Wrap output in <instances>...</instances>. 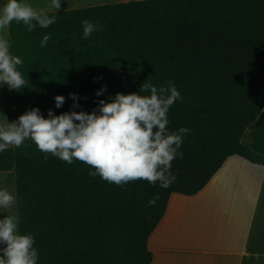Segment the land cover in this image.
Returning <instances> with one entry per match:
<instances>
[{
    "label": "trees",
    "instance_id": "obj_1",
    "mask_svg": "<svg viewBox=\"0 0 264 264\" xmlns=\"http://www.w3.org/2000/svg\"><path fill=\"white\" fill-rule=\"evenodd\" d=\"M48 14L57 17L48 28L28 31L13 21L7 29L29 81L10 91L11 121L35 107L45 118L49 109L90 113L118 92L172 81L181 99L167 113V128L191 132L167 189L92 177L94 168L69 165L30 139L0 152V172L14 173L19 232L33 235L37 264H151L149 239L174 196L197 195L231 156L264 167V156L241 142L264 107V0H141ZM83 20L98 28L88 39ZM45 35L51 38L42 48ZM70 93L80 107H71ZM57 95L65 97L60 108Z\"/></svg>",
    "mask_w": 264,
    "mask_h": 264
},
{
    "label": "clouds",
    "instance_id": "obj_2",
    "mask_svg": "<svg viewBox=\"0 0 264 264\" xmlns=\"http://www.w3.org/2000/svg\"><path fill=\"white\" fill-rule=\"evenodd\" d=\"M62 0H51L48 8L56 12L61 9ZM57 17L44 9L37 10L22 0H6L0 7V32L8 29L13 21L23 23L28 31L37 25L48 28L56 23ZM83 38L88 39L98 28L89 20L82 21ZM50 35L40 41V47H47ZM23 60L10 52L9 40L0 35V87L7 86L12 91L27 87L17 66ZM99 79V78H97ZM159 89L150 83H143L139 93L150 95L116 93L114 98L99 100L92 112L68 111L59 115L48 110L45 118L38 107L25 111L18 119L9 122L7 117L0 121V152L10 147H21L25 140H31L37 149L51 154L71 165L80 161L95 171L90 176L116 185L144 180L163 189L169 188L176 176L172 173V161L183 158L179 151L183 136L191 129L181 127L170 132L167 113L171 106L181 99L180 92L172 81ZM107 91L102 86L99 97ZM71 107L78 108L80 97L75 93ZM55 107L65 103V97L55 96ZM83 99H87L84 97ZM48 156L45 155V160ZM149 201L150 205L155 200ZM17 199L7 189H0V213L16 205ZM16 214H6L0 219V264H37L39 252L34 247L31 233L21 234Z\"/></svg>",
    "mask_w": 264,
    "mask_h": 264
},
{
    "label": "rangeland",
    "instance_id": "obj_3",
    "mask_svg": "<svg viewBox=\"0 0 264 264\" xmlns=\"http://www.w3.org/2000/svg\"><path fill=\"white\" fill-rule=\"evenodd\" d=\"M113 1L62 0L58 12L111 5ZM22 2L37 10L56 12L47 7L51 0ZM4 3L6 0H0V7ZM0 35L8 39L7 30ZM4 116L11 122L10 90L6 85L0 87V121ZM237 177V173L225 171L220 181L198 196L181 201L182 211L169 215L172 223L158 237L159 252L154 264H244L243 258L234 253H246V264H264V259L253 257L264 255V216L254 218L247 212L245 191ZM0 189H7L15 196L13 171L0 172ZM6 214H16L15 205L0 213V219Z\"/></svg>",
    "mask_w": 264,
    "mask_h": 264
},
{
    "label": "crops",
    "instance_id": "obj_4",
    "mask_svg": "<svg viewBox=\"0 0 264 264\" xmlns=\"http://www.w3.org/2000/svg\"><path fill=\"white\" fill-rule=\"evenodd\" d=\"M133 1L141 0H114L113 4ZM241 142L253 152L264 156V107L259 113L256 120L245 129L241 137ZM225 171L238 174V184L241 185V188H244L245 200L247 201L246 208L250 216L254 218L264 216V167L261 165L250 163L238 156L228 157L221 168L217 171V173L210 179L207 185L197 195L187 198L182 196H174L171 199L169 211L164 221L155 231V233L153 234L154 236L152 235L153 237H150V243L155 247V249L153 247L149 248V250L154 254L151 264H154V261L158 256L159 250H156V246L158 247L157 242L159 241L158 237H160V233H163L170 225V223H172L169 215L172 212L182 211L183 208L180 205L181 201H187L189 200L188 198L192 199L198 196L207 187L220 181L222 173H224ZM234 255L243 258L244 264H246V261L248 259V255L246 253H234ZM253 257L256 260L264 259V255L261 254L259 256Z\"/></svg>",
    "mask_w": 264,
    "mask_h": 264
}]
</instances>
